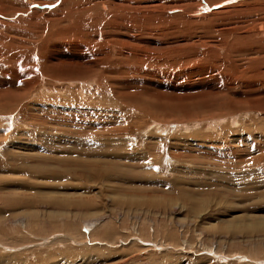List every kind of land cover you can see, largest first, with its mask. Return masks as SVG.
Returning a JSON list of instances; mask_svg holds the SVG:
<instances>
[{"label":"rangeland","instance_id":"1","mask_svg":"<svg viewBox=\"0 0 264 264\" xmlns=\"http://www.w3.org/2000/svg\"><path fill=\"white\" fill-rule=\"evenodd\" d=\"M262 24L0 0V264H264Z\"/></svg>","mask_w":264,"mask_h":264},{"label":"bare ground","instance_id":"2","mask_svg":"<svg viewBox=\"0 0 264 264\" xmlns=\"http://www.w3.org/2000/svg\"><path fill=\"white\" fill-rule=\"evenodd\" d=\"M262 25H264V24H262ZM263 27V26H262Z\"/></svg>","mask_w":264,"mask_h":264}]
</instances>
